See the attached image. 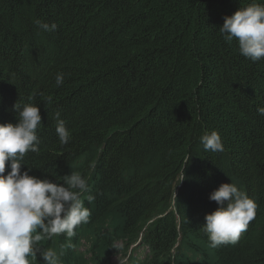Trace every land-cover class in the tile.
I'll list each match as a JSON object with an SVG mask.
<instances>
[{
    "label": "trees",
    "instance_id": "16d2710c",
    "mask_svg": "<svg viewBox=\"0 0 264 264\" xmlns=\"http://www.w3.org/2000/svg\"><path fill=\"white\" fill-rule=\"evenodd\" d=\"M253 2L264 4L0 0V123L18 122L20 99L42 117L40 151L26 153L22 171L61 185L79 172L88 183L81 200L91 216L72 247L63 234L40 242L63 251L60 264H111L114 255L125 264H264V60L246 59L219 32ZM37 18L57 30L41 31ZM211 131L223 152L204 150ZM231 182L256 215L235 245L212 248L202 225L219 205L209 197Z\"/></svg>",
    "mask_w": 264,
    "mask_h": 264
},
{
    "label": "clouds",
    "instance_id": "9594fccd",
    "mask_svg": "<svg viewBox=\"0 0 264 264\" xmlns=\"http://www.w3.org/2000/svg\"><path fill=\"white\" fill-rule=\"evenodd\" d=\"M34 24L44 32H54L58 27L54 22L49 24L38 18L34 19ZM219 32L226 42L237 41L239 53L246 59L253 63L264 60V4L253 2L225 16ZM65 75L63 72L56 74V87L64 84ZM31 99L29 97V101ZM46 103H51V97ZM13 109L18 114V122L0 123V264H32L38 256L42 264H60L63 251L58 255L50 248H42L40 242L63 234L68 240L64 247H72L75 230L88 223L91 216L81 200L88 183L79 172L64 176L61 185L30 175L32 168L22 171L26 153L40 151L37 128L42 117L37 105L22 103L21 99ZM256 111L264 116V106L257 107ZM54 119L59 143L68 144L70 133L59 111ZM200 142L205 151H224L217 131L205 132ZM7 167L10 171L5 175ZM94 198L89 195L87 200L91 202ZM209 199L219 205L205 216L202 225L210 247L235 245L255 218L256 203L233 182L221 184ZM111 248L119 252L121 245L113 241ZM119 264L125 261L119 259Z\"/></svg>",
    "mask_w": 264,
    "mask_h": 264
},
{
    "label": "rangeland",
    "instance_id": "374dc122",
    "mask_svg": "<svg viewBox=\"0 0 264 264\" xmlns=\"http://www.w3.org/2000/svg\"><path fill=\"white\" fill-rule=\"evenodd\" d=\"M119 259L122 260L120 256L114 255L110 257L111 264H119Z\"/></svg>",
    "mask_w": 264,
    "mask_h": 264
},
{
    "label": "bare ground",
    "instance_id": "6f19581e",
    "mask_svg": "<svg viewBox=\"0 0 264 264\" xmlns=\"http://www.w3.org/2000/svg\"><path fill=\"white\" fill-rule=\"evenodd\" d=\"M202 257H203V255H202Z\"/></svg>",
    "mask_w": 264,
    "mask_h": 264
}]
</instances>
